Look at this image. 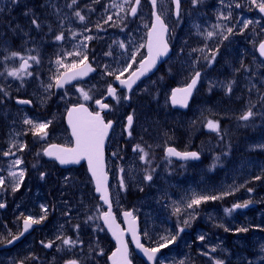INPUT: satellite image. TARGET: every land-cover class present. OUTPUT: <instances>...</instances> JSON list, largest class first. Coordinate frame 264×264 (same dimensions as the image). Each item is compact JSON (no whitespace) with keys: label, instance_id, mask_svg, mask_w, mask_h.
<instances>
[{"label":"rangeland","instance_id":"374dc122","mask_svg":"<svg viewBox=\"0 0 264 264\" xmlns=\"http://www.w3.org/2000/svg\"><path fill=\"white\" fill-rule=\"evenodd\" d=\"M158 1L159 12L172 30L170 41L175 47V55L166 63L164 76L156 74L144 81L129 99L123 98L127 95L122 91L118 95L119 101L113 100L112 115L118 124L110 141L115 155L108 159V167L112 175L111 192L115 211L120 216L124 209H132L140 219L144 243L154 246L159 236L175 234L178 221L187 218L175 215L173 209L175 206L183 207L181 201L187 202L193 191L206 195L232 191L223 199L202 203L191 227L186 228L174 244L162 249L160 257L164 264H179L181 260L186 264H214L215 259H221L224 263L230 260L234 264H264V252L261 251L264 244V133L259 134L257 130L244 132L248 127L263 130L264 116H256L248 122L238 119L246 110L249 100L256 102L253 111L264 112V107L257 102L260 94L264 93V63L256 52V46L264 39V21L256 13L257 7L251 0H201L195 6L191 0H184L180 20L175 23L171 1ZM134 2L130 0L125 10L120 11L112 5L123 4L124 0H77L72 8L67 7L71 0H18L15 5L11 0H0V86L9 94L31 98L39 106L38 111L43 110L53 97H57L56 105L59 104L61 112L70 104L98 99L106 93L108 85L113 86L115 80L114 76L107 75L106 67L107 71H112L124 66L133 45L138 47L146 43V25L150 27L152 20L150 4L148 0H141L137 14L131 17L128 8ZM237 4L241 6L236 7ZM56 9L60 11L57 13ZM27 10L37 16L40 29L31 24V14L24 15ZM77 10L85 16L84 21L73 14ZM229 11L230 20H218L221 13L227 15ZM108 16L112 19L105 23ZM245 20L253 23L241 31V22ZM217 23L234 27V34L222 43L219 36L206 39L197 34L194 27L199 25L200 31L206 33L212 31V26ZM98 24L100 27H97ZM61 32L64 39L56 41L54 37ZM175 35H179V38H174ZM86 36L92 39L85 40ZM121 41L125 44L124 48L119 46ZM205 45L207 48L204 52L199 51ZM217 47L216 59L209 66L202 57L210 56L208 49ZM14 51L40 59L38 65L29 61L31 67L27 71L33 75H24L27 81L22 85L15 84V77L7 75V71L16 64L19 66V58L3 59ZM76 51L82 52L87 56V61L97 65V74L59 95L53 88L45 91L42 84H48L50 77L58 71L56 60L62 58L64 63L70 64L73 57L67 53ZM139 52L145 55V48H140ZM198 57L201 59L193 69L192 62ZM140 58L142 56L138 55L137 60ZM136 66L133 65V69L124 73L122 78L127 77ZM218 66H222L228 74H216ZM235 69L241 70L236 72ZM194 70H200L202 78L192 108L187 114L169 113L168 97L172 88L185 85ZM59 71L64 69L59 68ZM231 80H235L233 91L226 94L219 83ZM210 82L216 84L211 91ZM81 88L88 92L91 99H84L79 91ZM0 94L4 95L3 92ZM5 110L9 109L0 106V153L18 150L23 143L22 128L14 125L16 121L25 117L39 120L37 112H19L13 107H10L13 113L2 117ZM129 113L134 115V125L128 130L125 118ZM209 119L219 121L220 132L207 127ZM172 123H177L179 129L185 132L183 140L176 132L168 131L166 126ZM238 130H242L241 137L234 140L233 136ZM129 131L131 136L128 135ZM138 144L145 152L156 151L155 155H147L146 160H141L142 153L133 151ZM168 145L196 149L203 160L175 163L165 152ZM216 157H219L218 161ZM19 159L22 160V157ZM13 161L6 164L11 165ZM214 162L216 166L213 168ZM38 163H27L25 166L22 160L15 169L9 166V170L24 169L25 179L26 168L28 171L35 168L36 171ZM121 168L124 169L123 173L120 172ZM148 172L153 176L151 181L143 178ZM121 176L126 184L124 189L119 185ZM256 176L261 179H254ZM8 181L9 177L6 185L9 187L8 194L13 198ZM81 181L66 172L59 182L36 183L46 185L48 193L42 199H39V193L30 195L24 208L37 219L44 215L41 205L47 208V217L42 222V238L46 242L55 241L54 246L50 250L39 247L31 237L28 248L0 251V264H10L14 260H24L26 264H65L72 259L81 264H108L107 256L114 246L100 218L87 220L89 216H99L103 207L94 195L93 186L91 191L87 190ZM234 188L238 190L233 191ZM248 188L253 191L248 192ZM246 200L252 201L248 207L235 209L231 215L225 213L226 208ZM5 201L0 197V203ZM77 224L80 225L79 230L74 227ZM243 227L249 231H235ZM226 228L229 230L225 231ZM144 232L148 233V237L143 235ZM60 235L73 239L78 237L82 243L69 248L56 239ZM200 235L205 236L204 241L197 239ZM212 247H216L215 252H211ZM26 249L27 254L21 257ZM205 251L210 255H203ZM132 259L135 264H143L135 254Z\"/></svg>","mask_w":264,"mask_h":264},{"label":"snow or ice","instance_id":"6c2138e0","mask_svg":"<svg viewBox=\"0 0 264 264\" xmlns=\"http://www.w3.org/2000/svg\"><path fill=\"white\" fill-rule=\"evenodd\" d=\"M172 2L175 4V15L179 18L180 16V7H181V0H172ZM201 0H191V3L195 6L199 4ZM11 3L13 5L18 3V0H11ZM130 3V0H124L123 4H113L112 7H117L120 9V11L125 10V5H128ZM141 0H135L134 3L131 4V6L128 8V13L132 16H135L138 11V6L140 5ZM251 3L254 4L261 13H264V0H251ZM77 4V0H71V3L67 5V7L72 8L74 5ZM151 5L153 8L152 15L154 19L151 22L150 27H148L147 31V40L145 44H141L138 47L133 45V50L128 54L129 59L124 62V66L119 67L117 69H113L112 71H107V75L114 76L115 80L119 82V84L126 88L127 90L131 91L133 89V85L136 84L138 80H140L141 77L145 76L148 72H150L155 66L157 61L168 54L169 52V45L167 40L165 39L166 34L168 33V25L165 23L164 19L162 18V15L156 11L157 8V0H151ZM241 5L237 4L236 7H240ZM60 10L56 9V12L58 13ZM32 15L31 24L36 28L40 29L41 24L37 18V16L34 13H31V10H27L24 12L25 16ZM80 21L85 20V16L81 15V12L79 10L75 11L73 13ZM231 12L229 11L227 15H224L221 13L218 17V20L222 21H228L230 20ZM112 17L108 16V19L105 20V23H108L109 20H111ZM243 27L240 29L243 31L244 29L248 28L250 24L253 23L251 20H245L241 22ZM97 27H100L98 24ZM197 34L205 36L206 39H211L215 36H219L221 38L220 42L222 43L224 40H228L231 35L234 34V27L227 26L223 23H217L212 26V31L201 32L200 26L195 25ZM49 31H51V28H49ZM87 31V29H86ZM75 35V33H73ZM56 41H61L64 39V34L61 32L60 34L56 35L54 37ZM92 39L91 36H86L85 40ZM119 46L121 48L125 47L124 42H119ZM86 47V45H85ZM147 49V55H142L139 52L140 48ZM205 48H207V45L204 46V48L199 49V51L204 52ZM192 51H197V49H193ZM208 51L211 53L210 56H204L202 57L209 66H211L212 63H214L217 53L219 51V47L216 49H208ZM259 53L261 56H264V41H261L259 44ZM111 53H107V55H110ZM68 56H72L73 60L70 64L64 63V60L62 58H58L56 60V64L58 65V71L57 73H54L50 77V82L46 85L42 84V87H44L45 91H48L49 89L53 87L57 88H63L66 84L71 83L73 80H77L80 77L88 75L89 72L94 71V69L87 63V56L83 54L80 51L76 52H68ZM138 55H141L142 58L137 60ZM19 58L21 61L18 68H13L9 71H7V75L11 77H15L17 79L21 80V83H23V76H32L33 73L30 71H27L31 65L29 64V61L35 62L37 65L40 63V59L38 56H23L19 52H11L10 55L4 56L3 59L5 61L11 59V58ZM201 58H197L196 61L192 62L193 69H195V66L199 63V60ZM133 65H137L134 70L130 71V74L126 78L124 77V73L129 72L130 69H133ZM242 68H244V65H241ZM59 68H63L64 71L60 72ZM241 69H235L236 72H239ZM246 70V69H245ZM202 78V72L200 70H194V74H190V82L186 83L183 87H177L173 88L171 90V103L173 105H180L182 107L188 106L189 98L192 96L194 89H196V86L198 82ZM54 81V83L52 82ZM235 84V80L228 81L227 83L220 82L219 86L221 88L225 89L226 94H231L233 91V85ZM216 84L210 82L209 91L212 90L213 87H215ZM255 87V85H253ZM81 94L83 95L85 100L91 99L88 92H85L82 88L79 89ZM251 91V89H249ZM0 92H3L5 96H8L9 93L4 89L3 86H0ZM108 95L114 97L119 101L120 97L117 95V89L112 87V85H108L107 88ZM124 99H128L127 96L123 97ZM258 103L261 104L262 107H264V93L260 94L258 98ZM18 103L20 104H30V100H18ZM96 104L99 105L101 109H108L109 105L106 103H102L101 100H96ZM256 106V102H252L249 100L248 106L246 110L243 112V114L238 118L240 121L248 122L250 119L256 117V116H264V112H256L253 111V109ZM68 115V123L71 126L72 129V136L75 139L74 146L66 147V146H60L56 144H51L48 147L44 148L43 155L54 157L56 160L59 161L61 165L70 164V163H80L81 160L86 159L88 163V170L91 173V178L95 182V191L100 194V199L105 203L109 205V208L107 211L99 212V216H89L87 217V220H94L102 218L104 223L108 226L109 231L112 232V235L115 237L117 242L116 250L111 254L109 259L112 261V264H131V261L129 259V247L127 241L124 239V231L120 228V226L116 223L115 216L111 210V199H110V193H109V186H108V173L105 171V164H104V141L105 138L108 135L109 129L113 125V121L109 120L105 122L104 117L100 114L99 111L91 112L86 108L83 104L74 105L73 107L68 109L67 112ZM23 123L26 125H29V131L32 133L34 137L39 138L40 140H44L49 136V126L52 124L51 120H48L46 122H40V121H34L31 118L25 117L23 120ZM133 124V115H128L127 117V125L129 129L131 128ZM207 127L213 131L220 132V123L219 121L209 119L207 120ZM128 135L131 136V131L128 132ZM223 139V137H221ZM26 145L21 144L18 148V150H22ZM264 147V145H262ZM134 152L139 151L142 153L140 156L141 160H146V157L148 155L147 152L144 151L143 148L138 144L133 149ZM12 153L10 152H4L3 155L8 156ZM39 155V153L37 154ZM115 155V153H114ZM167 155L168 157H179L183 160H189V159H199L200 153L195 151H184L180 152L177 151L174 147L167 148ZM219 160V157H216V161ZM22 163V160L17 158L15 159L11 165L10 169H15L18 165ZM215 162L213 163L212 167L214 168ZM120 172L123 173L124 169L121 168ZM46 173L41 172L40 178L44 179ZM25 176V170L19 169L16 170H10L8 172L9 181L8 183L11 186V189L13 192L17 191L23 182ZM144 180L151 181L153 179V176L151 172H148L144 175ZM67 179V178H66ZM254 179L259 180L261 179L260 176H256ZM119 185L121 189L126 188L125 180L123 176L119 179ZM6 186V180L3 175H0V191H3ZM232 187V186H230ZM243 187V185H241ZM143 189H141L142 191ZM238 189H233V191ZM248 192H252L253 189L248 188ZM232 191H225L222 192L220 195H206V194H200L196 192H192L189 196L187 202L181 201L183 204V207L181 206H175L173 209V213L177 216H186L187 218H183L178 221L176 226V232L175 234H167L163 236H159L156 241H154V246L145 247L144 244L141 243L140 234L137 231V224H136V218L133 216L132 212H124L123 215L126 219V222L128 224V228L126 229L127 232L131 233L132 240L135 243L136 248L140 249L144 256L147 258L148 261L152 262V264H164L163 259L158 255L161 253L162 249L168 248L170 245L174 244L181 233H183L186 228L191 227V222L196 218V215L198 214V208L202 203H207L208 201H216L223 199L224 196L231 195ZM252 203L250 200H246L243 203H237L233 204L231 208H226L224 211L226 214L231 215V213L235 209H241L246 208L248 205ZM5 204L0 203V208H4ZM41 209L44 212V215H41L38 219L33 218L32 216H21L23 217V228L20 230L17 234H11L9 232L10 238H5L3 236H0V244L5 245H12L15 242H17L22 236H24L25 233H27L30 229L33 228L34 225L41 224L47 217V208L44 205H41ZM187 210H191V212H188ZM99 211V209H98ZM77 230H79L80 225L74 226ZM229 229H225V231H228ZM236 232H248L249 229L247 227L243 228H237L235 230ZM143 235L145 237H148V233L144 232ZM57 240H60L62 245L68 246L69 248L74 247L77 244L82 243V241L79 240L77 237L76 239H73L72 237H66L63 235L57 236ZM198 240L204 241L205 236L200 235L197 237ZM55 241H48L45 243L44 241H41V244L46 248H51L54 246ZM101 253L103 250H100ZM216 247H212L211 252H215ZM261 251L264 252V244L261 245ZM203 255L209 256L210 253L208 251L203 252ZM34 258V257H30ZM15 264H25L24 260L17 261ZM65 264H81L80 261L72 259L65 262ZM179 264H186L185 261L181 260L179 261ZM214 264H224V261L221 259H215Z\"/></svg>","mask_w":264,"mask_h":264},{"label":"flooded vegetation","instance_id":"af4514ba","mask_svg":"<svg viewBox=\"0 0 264 264\" xmlns=\"http://www.w3.org/2000/svg\"><path fill=\"white\" fill-rule=\"evenodd\" d=\"M243 7H246L245 5ZM242 7V8H243ZM178 20H175V23L178 22ZM174 47V46H172ZM13 49V48H12ZM175 47L173 48V50ZM88 62L93 65L89 60ZM94 66V65H93ZM18 64L15 65L14 68H18ZM97 69V72L99 71L97 65L94 66ZM29 70V69H28ZM27 81V78L23 77V82ZM15 84L22 85L21 80L15 78L14 79ZM1 83V82H0ZM5 84V82H3ZM54 83V82H53ZM55 92V91H54ZM56 93V92H55ZM58 94V93H57ZM107 94V91L105 94H101L98 99L90 100V101H84V102H77V103H83L86 106H88L91 111L96 112L98 111L95 107L96 100L102 99ZM29 97L18 94H9L8 96L0 95V106L4 108H8V111H4L2 114V117H5L6 114L13 113L10 110V107H13L19 112H31L35 113L37 112L39 114V120L40 122H46L48 120L52 121V124L49 126L48 132L49 136L44 139L40 140L37 137H34L32 133L29 131V125H26L23 123V120L16 121L14 125L16 127L22 128V138H23V145H26L22 150H13L12 154L5 156L3 153H0V175H3L5 177V180L8 178V172L10 164H6L7 162H11L14 159H17L19 157H22L23 162L25 163V166L27 163H38V169L35 171V168L31 171H28L26 168V178L23 179V182L21 183L19 189L15 192L12 191L13 198L8 194L9 187L6 185L3 191H0V197H3L6 201L3 203L5 204L4 208H0V234H2L5 238L9 237V232L11 234H17L20 230L23 228V216H30L28 214V209L24 205L27 202V199L32 194H38L40 195L39 199H42L44 196L48 193V188L46 185H36V183H51V182H59L60 177L63 173H70L74 176H77L78 179L82 180L81 183L85 184V189L90 190L92 189V181L91 177L88 173V170L86 168V164L82 163L78 167H72L69 169H62L56 159L54 157H49L46 155H43V149L48 147L51 144L71 147L74 145V140L71 137L70 130L67 128L66 118L65 114L66 112H61L59 110V104L56 105L57 97H53V100L49 102L48 105L44 106L43 110H37L39 106L33 101V105L31 107L18 103V100H25ZM31 99V98H30ZM103 117L105 120H110V112L104 113ZM111 147L110 145L108 148ZM107 148V149H108ZM108 151V150H107ZM39 153V155H37ZM107 153V152H106ZM109 159V156H108ZM44 172L46 173L44 179L40 178V173ZM80 173V174H79ZM52 187V186H50ZM33 188V189H32ZM84 186H82V189ZM53 193L56 192V190H51ZM16 208H15V206ZM32 216V215H31ZM33 217V216H32ZM34 218V217H33ZM37 219V218H35ZM43 224H39L36 229H34L30 234L25 235L19 243L12 246L11 248L7 250H0V251H6L11 252L14 250H18L19 248H28V241L31 237H34V242L37 241L39 247H44L41 244V241H44L47 243L43 237ZM5 244H0V248H4ZM46 248V247H45ZM52 248V247H51ZM51 248H46L50 250ZM27 249L25 251H22V256L27 254ZM39 257V256H37ZM39 259V258H38ZM20 260H14L11 261L10 264H15V262ZM26 264V263H25Z\"/></svg>","mask_w":264,"mask_h":264},{"label":"water","instance_id":"95a60500","mask_svg":"<svg viewBox=\"0 0 264 264\" xmlns=\"http://www.w3.org/2000/svg\"><path fill=\"white\" fill-rule=\"evenodd\" d=\"M148 3L150 4L151 9H152V12H153V8H152V5H151V0H148ZM173 5H174V16L177 18V16L175 15V4L173 3ZM138 8H139V6H138ZM156 11L158 12V1H157V8H156ZM259 12H260V11H259ZM262 15H263V17H264V13H262ZM130 16L133 17L132 15H130ZM153 19H154V17H153V15H152V20H153ZM151 22H152V21H151ZM168 30H169V28H168ZM167 36H168V33L166 34V37H165L166 40H167ZM146 40H147V38H146ZM168 45H169V44H168ZM145 50H146V55H147V49H146V47H145ZM257 50H258V54L260 55V53H259V46H258ZM170 54H171V48H170V46H169V52H168V54L165 55V56H163V57H161V58L157 61L156 66H155L150 72H148L145 76L141 77L140 80H138V81L136 82L135 85H133V89L139 84L140 81H142L143 79H145V78L149 77L150 75H152V74H153V73L159 68V66H160V65H161V64H162V63H163V62H164V61L170 56ZM260 57H261L262 59H264V56H261V55H260ZM90 73H91V72H89L88 75H89ZM88 75L83 76V77H80V78H78L77 80H73L71 83L66 84L65 86L70 85V84H73V83H75L76 81L84 80V79L87 78ZM115 82H116V84L118 85L119 90H123V89H124V90L127 91L128 94L131 93V91L133 90V89H132L131 91H129V90H127L126 88L122 87V86L119 84L118 81L115 80ZM198 83H199V82H198ZM65 86H64V87H65ZM197 86H198V84H197ZM197 86H196V88H197ZM175 88H177V87H175ZM56 89H59V88L56 87ZM119 90H117V91H119ZM194 92H195V89H194V91H193L192 96L189 98L188 106H187V107H182V106H180V105H173V104L171 103V95H170V97H169V102H170V106H171V108H172V109H175V110L177 109V110L186 111V110L189 108V105H190V103H191V101H192V98H193ZM108 97H111V96H110V95H107V96L104 98V100L107 99ZM72 107H73V106H72ZM97 107L100 109V114H101V115H102L104 112H107V111L109 110V108H108V109H101V108L99 107V105H97ZM70 108H71V107H70ZM88 110H89V109H88ZM66 120H67V125H68V127H69V129H70V131H71V135H72V129H71V126H70L69 123H68V115H67ZM113 126H114V122H113L112 127L109 129V131H108V135H107V137L105 138V141H104V164H105V171H106V172H107V167H106L105 147H106V144H107L108 138H109V136H110V133H111V131H112V129H113ZM72 137H73V136H72ZM73 138H74V137H73ZM74 141H75V139H74ZM168 148H169V147H168ZM166 151H167V149H166ZM177 151H178V150H177ZM173 158H174L175 160H177V161H180V162L188 161V160H183V159H181V158H179V157H175V156H173ZM199 159H200V157H199ZM199 159H195V160H199ZM189 160H193V159H189ZM84 161L87 163V160H86V159L81 160L80 163H81V162H84ZM58 162H59V161H58ZM80 163H70V164H65V165H61L60 163H59V164H60L62 167H66V168H68V167H70V166H72V165H79ZM87 167H88V163H87ZM88 171H89V170H88ZM89 173H90V171H89ZM90 175H91V173H90ZM110 181H111V178H110V175L108 174V186H109V184H110ZM93 183H94V188H95V182H94V180H93ZM94 193H95V195H97V196L99 197V199H100V194L97 193L96 191H95ZM109 193H110V188H109ZM110 199H111V210H112V212H113V214H114V216H115L116 223L120 226L121 229L125 230V231H124V239H125V241H127V243H128V247H129V259H130V245H129V240H130L131 245H132L134 251H135L136 254H137V255H138V256L144 261V263H145V264H152V262L148 261L147 258L144 256L143 252H142L140 249L136 248L135 243H134L133 240H132L131 233H129V232L126 231V229L128 228V224H127V222H126V219H125L123 213L126 212V211H128V212H132V213H133V211H132V210H126V211H123V212H122L121 216H122V221H123V224H124V226H123V225L117 220L116 214L114 213V207H113V202H112L111 193H110ZM100 202L103 203L104 208H105V211H107L108 208H109V205H108V204H105L101 199H100ZM133 216H134V213H133ZM134 217H135V216H134ZM135 218H136V224H137V231H138V233L140 234V221H139V219H138L137 217H135ZM101 222H102V224L104 225L105 229L107 230L108 234L110 235V238H111L112 242L115 244V248L113 249V251H112V252L109 254V256H108V262H109V264H112V261L109 259V257H110L111 254L116 250L117 242H116L115 237L112 235V232L109 231L108 226L104 223V221H103L102 218H101ZM34 227H36V225H34L33 228H34ZM33 228H32V229H33ZM32 229H30L27 233H29ZM27 233H25V234H27ZM25 234H24V235H25ZM22 238H23V236H22L19 240H21ZM140 238H141V243H142V236H141V234H140ZM128 239H129V240H128ZM19 240H18V241H19ZM15 243H16V242H15ZM142 244H143V243H142ZM12 245H13V244H12ZM145 247H147V246H145ZM158 255H160V253H159ZM130 261H131V260H130ZM131 264H133V263L131 262Z\"/></svg>","mask_w":264,"mask_h":264},{"label":"trees","instance_id":"16d2710c","mask_svg":"<svg viewBox=\"0 0 264 264\" xmlns=\"http://www.w3.org/2000/svg\"><path fill=\"white\" fill-rule=\"evenodd\" d=\"M164 69H165V65H163V66L159 69V71L157 72V74H158V75H162V76H164V75L166 74V73L164 72ZM222 72H223V71H219V74L223 76ZM223 73H224V72H223ZM224 74H225V73H224ZM168 110H169V113H176V112L171 111L170 109H168ZM166 127H167L168 131H170V132H172V133H175V132H176V133L180 136V138H181L182 140H183V138H185V136H186L185 132H184L181 128L179 129V127L177 126V123L169 124V125H167ZM248 128H251V127H248ZM248 128H246V129H248ZM252 130H257L258 133H264V129H263V130H260V129L252 128L251 131H252ZM247 134H249V133H247ZM155 152H156V151H154V150H148V151H147V153H148V157H149V155H150V156L155 155ZM260 214H261V213H260ZM261 215H262V214H261ZM262 216H264V214H263ZM263 233H264V228H263ZM224 264H234V263H232V261H226ZM237 264H240V263L238 262ZM241 264H242V263H241Z\"/></svg>","mask_w":264,"mask_h":264},{"label":"bare ground","instance_id":"6f19581e","mask_svg":"<svg viewBox=\"0 0 264 264\" xmlns=\"http://www.w3.org/2000/svg\"><path fill=\"white\" fill-rule=\"evenodd\" d=\"M239 132V133H238ZM240 133H242V130H238L237 131V133L236 134H234V136H233V139L234 140H239L240 139ZM109 188H110V193H111V196H112V192H111V187H110V185H109Z\"/></svg>","mask_w":264,"mask_h":264}]
</instances>
